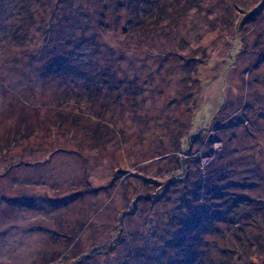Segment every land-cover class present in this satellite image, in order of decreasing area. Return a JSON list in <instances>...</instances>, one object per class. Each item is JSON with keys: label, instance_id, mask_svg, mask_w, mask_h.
<instances>
[{"label": "rangeland", "instance_id": "1", "mask_svg": "<svg viewBox=\"0 0 264 264\" xmlns=\"http://www.w3.org/2000/svg\"><path fill=\"white\" fill-rule=\"evenodd\" d=\"M139 1L0 0V264H264V0Z\"/></svg>", "mask_w": 264, "mask_h": 264}, {"label": "trees", "instance_id": "2", "mask_svg": "<svg viewBox=\"0 0 264 264\" xmlns=\"http://www.w3.org/2000/svg\"><path fill=\"white\" fill-rule=\"evenodd\" d=\"M139 4H140V6L142 7V8H144V9H152L153 10V12H151V14H149V15H147V17H146V19L147 20H150L151 19V17H156L157 18V15H155V13L156 14H158L159 13V11H161V9H160V7H158L159 5L158 4H156V2L154 3V1L153 0H143L142 2L141 1H139ZM144 13V12H143ZM146 13H144V15H145ZM146 20V21H147ZM249 120L248 119H242V123H245V122H248ZM228 199H232V198H228ZM235 202V201H234ZM234 205H232V207H233ZM237 206V205H236ZM228 215H229V212H228ZM227 222H225V224H227V229L225 230V229H223V231L220 233V235L218 234V240H216L214 243H213V245H214V247L215 246H219V247H224V248H228V244H229V242H230V238L228 237L229 235H234V234H236V232L234 233V230L233 229H231L233 226H236V224L234 225L233 224V222H234V220H232L231 221V219L229 218V220H226ZM230 221V222H229ZM229 223H230V226H229ZM241 230V229H240ZM231 232V233H230ZM217 233H218V231H217ZM242 240H240V242H239V244L242 246H246L248 243L249 244H252V242H250L251 241V238L249 237V236H245L244 238H241ZM185 252L187 253V256L188 257H190V258H194V262H196V263H198V264H200L199 263V261H202L201 259H200V257H199V250L198 249H196V248H192V247H188L186 250H185ZM204 252H205V257L206 258H211L212 256V254H211V252H210V248H208L207 250H204ZM213 260V259H212ZM193 261V260H192ZM187 264H189V263H187ZM190 264H192V263H190Z\"/></svg>", "mask_w": 264, "mask_h": 264}, {"label": "water", "instance_id": "3", "mask_svg": "<svg viewBox=\"0 0 264 264\" xmlns=\"http://www.w3.org/2000/svg\"><path fill=\"white\" fill-rule=\"evenodd\" d=\"M124 31H126V28H124Z\"/></svg>", "mask_w": 264, "mask_h": 264}]
</instances>
